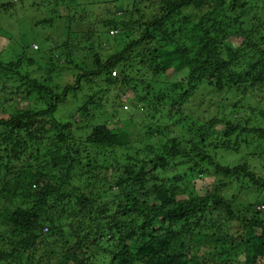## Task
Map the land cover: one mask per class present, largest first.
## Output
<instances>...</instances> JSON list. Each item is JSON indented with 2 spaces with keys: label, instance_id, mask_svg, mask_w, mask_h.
Wrapping results in <instances>:
<instances>
[{
  "label": "trees",
  "instance_id": "1",
  "mask_svg": "<svg viewBox=\"0 0 264 264\" xmlns=\"http://www.w3.org/2000/svg\"><path fill=\"white\" fill-rule=\"evenodd\" d=\"M91 1L105 18L69 0H0L18 37L10 60L0 52V264H264V178L207 145L223 134L214 153H233L232 137L264 135V0ZM67 73L74 83L55 84ZM214 89L234 94L233 118L186 111ZM111 92L121 113L144 110L139 146L110 128L133 121L104 111ZM115 149L125 164L104 159ZM178 160L187 173L168 178ZM209 174L214 191L198 198L189 179Z\"/></svg>",
  "mask_w": 264,
  "mask_h": 264
},
{
  "label": "rangeland",
  "instance_id": "2",
  "mask_svg": "<svg viewBox=\"0 0 264 264\" xmlns=\"http://www.w3.org/2000/svg\"><path fill=\"white\" fill-rule=\"evenodd\" d=\"M122 2L120 4H124L125 1L127 0H119V2ZM92 1L91 0H86L85 2L83 1V3H80V5H76L74 3V0L73 2L69 0V6L72 8V10L78 12L82 11V16L83 17H87L89 19H92V18H96L95 20H99V19H103L105 18L103 13H106V10L105 9H97L96 7H92L91 5ZM102 4V3H101ZM77 6V7H75ZM80 6V7H79ZM119 6V4H118ZM67 6H64L62 5L61 8L63 9V12L61 11V8H60V12L63 14V15H66V8ZM69 7V8H70ZM115 11L114 9V6L112 8V12ZM77 14V15H78ZM92 18H91V17ZM8 20L5 18V20H1L0 22V27H2L4 30L0 29V32L2 33L0 35V52L3 53V58L4 60H10V49H17L18 48V43H17V40H18V37L16 38L15 35H12L11 37H8V32H7V28L8 26L10 27L9 30H12V26L9 25V23L7 22ZM66 23H67V20H65ZM116 34V32H112L111 35ZM7 34V35H5ZM86 42V41H85ZM102 42H107V40H102ZM232 43L234 45H239L241 43V39L239 38H236V37H231L229 38L228 40V43ZM36 45V44H35ZM39 45V44H37ZM85 45V43H84ZM112 45L114 47H116V45L113 43V42H109L108 43H104L103 44V49L104 51L103 54H108L112 51V49L110 48V46L112 47ZM34 49H36L34 47ZM85 54V57L87 56V53H83ZM47 61L46 58H44L42 61H39L38 63L39 64H43V62ZM62 66L64 67V69L67 68V66L65 64H62ZM32 70V69H30ZM42 73V72H41ZM172 76V75H171ZM60 78V82L57 81V83L55 84H59L62 86L66 85V84H72L74 83L75 81L73 80V75L71 74H66V75H61ZM182 77H179V78H175V79H180ZM205 95H202L201 93H198V95L196 96L195 99H193V102L191 103V101L189 100L187 103H186V106H185V109L186 111H188L189 109H192L193 111H197L199 112V116L202 115L201 114V111L204 110V115L203 117L205 119L207 118H210V117H213V116H217L220 113L223 114H226L227 116L229 115V111L230 109L229 106H231L234 102L235 97H233V93L232 94H228V93H219L217 92L215 89L210 91V90H206L204 91ZM110 95V97L112 99H110V97H108L106 100L103 101V104H104V111L105 109H107L109 112H113L115 110H118V112H120L121 115H126L128 118L132 117L133 121H132V124L131 125H126L125 127H123L121 124H118L117 123V120L116 118L113 119V118H110L111 119V122H108L110 128H129L130 130V135H131V138L132 140L134 141L135 143V147L136 146H139V141L143 138L144 134L146 133L144 127H145V124H144V121L143 120H140V118L138 117L139 114L143 113V111H132V112H129L127 113L126 111H129L125 108V111L121 113V110L119 111V109L117 108H120L118 105H117V101L114 100L117 96V93H113L111 92L110 94H107L106 96ZM232 96V97H231ZM115 97V98H114ZM74 101V100H73ZM74 102H69L67 104V109H69V107H72L71 105L73 104ZM27 103H23L22 106L26 105ZM247 105H250L249 107H256L258 106L259 108H262L260 105H259V102L255 99L250 100V102H248ZM250 109H248V112H249ZM252 111V110H250ZM253 112V111H252ZM256 115V113L253 114V117ZM58 116H59V113H58ZM230 117V116H228ZM234 116L230 117V118H233ZM109 119V120H110ZM259 121V125H257L258 128L260 129H263L264 130V119H261L259 118L258 119ZM155 122H158V121H155ZM162 123L166 124V125H172L171 123H168V120H162L161 121ZM238 121H236L234 124H236ZM254 124H258L257 122H255ZM225 127L223 126H219L217 128V130H223ZM170 130H172V135L175 134V136L177 135H180L182 134L183 132V129L182 127L180 128H174V127H170L169 128ZM218 133V131H217ZM213 135H210V137L208 138V143L207 145L209 147H211L209 150L211 152V155L213 156L215 162H219L221 164H223L224 166H230V167H234V166H237L239 164H241L245 158V156L249 157V159L247 160V164L249 165V167L251 168L252 171H254L255 173H257L260 177H263L264 178V135L263 136H250L247 140V136L245 135H242L240 136V138H235L232 137V140H233V143L235 145V150L233 151V153H228V152H225V151H219L218 153H214V147H213V143L215 140H225L224 138V135L223 134H215L214 135V138H212ZM247 140V141H245ZM157 142L158 140L157 139H153L151 141V143L149 144H156L157 145ZM115 150H117L115 152ZM115 150H108L105 152V154H103V157L105 160H108V161H111L109 160L110 157L112 158H117L115 161V163H119V164H125L127 162V158L126 156L127 155H124V150H118V149H115ZM241 152H240V151ZM131 153V152H130ZM250 155V156H248ZM177 163V164H175ZM175 163H173V167H170L167 173V177L168 178H172L176 175H183L185 173H187L189 167L185 166L184 165V161L183 160H178L176 161ZM187 167V168H186ZM210 170V169H208ZM160 171V170H159ZM158 171V172H159ZM165 174H162V177H164ZM166 178V177H165ZM186 179V178H185ZM189 181H191V184L193 185V187L195 188V193L199 196L198 198H209L211 193L214 191V185L216 183V178L215 176H213L212 174L210 175H204V176H199L198 178H195V177H192L189 179ZM174 184V182H173ZM176 186L173 185L172 187ZM177 186H179V191H180V187L182 186V184H177ZM117 190V189H116ZM233 194H238V190H233L232 191ZM186 198L183 197L182 199H180V201H184ZM242 199H249L248 197H246L245 195H242ZM203 214H200L197 218H203ZM197 218H195L193 220V222H196ZM160 225V222L156 224V227L155 228H158ZM151 233V231H149V234ZM138 241H140V239H136ZM133 246L134 243H133ZM100 257V256H98ZM95 261V260H94ZM96 262H100L99 259H96ZM104 264H106V259L104 260Z\"/></svg>",
  "mask_w": 264,
  "mask_h": 264
},
{
  "label": "built area",
  "instance_id": "3",
  "mask_svg": "<svg viewBox=\"0 0 264 264\" xmlns=\"http://www.w3.org/2000/svg\"><path fill=\"white\" fill-rule=\"evenodd\" d=\"M115 75V73H113Z\"/></svg>",
  "mask_w": 264,
  "mask_h": 264
}]
</instances>
